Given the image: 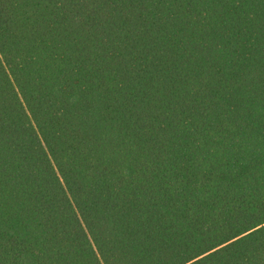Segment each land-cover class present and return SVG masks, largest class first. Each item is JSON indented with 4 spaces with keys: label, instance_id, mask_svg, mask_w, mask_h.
I'll return each instance as SVG.
<instances>
[{
    "label": "trees",
    "instance_id": "trees-1",
    "mask_svg": "<svg viewBox=\"0 0 264 264\" xmlns=\"http://www.w3.org/2000/svg\"><path fill=\"white\" fill-rule=\"evenodd\" d=\"M0 264H264V0H0Z\"/></svg>",
    "mask_w": 264,
    "mask_h": 264
}]
</instances>
